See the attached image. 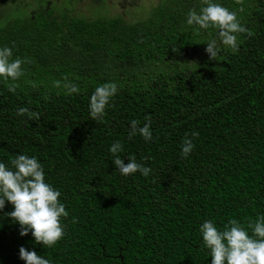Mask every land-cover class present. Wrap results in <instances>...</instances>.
I'll list each match as a JSON object with an SVG mask.
<instances>
[{"label":"trees","instance_id":"obj_1","mask_svg":"<svg viewBox=\"0 0 264 264\" xmlns=\"http://www.w3.org/2000/svg\"><path fill=\"white\" fill-rule=\"evenodd\" d=\"M12 1L0 0V47L31 63L14 93L0 78V162L11 169L17 155L36 157L69 216L64 237L44 248L31 233L20 235L6 201L0 264H25L21 247L51 264H211L204 221L223 230L230 219L264 215V0H214L253 33L241 34L236 53L222 48L219 62L206 53L217 32L187 24L201 0H164L135 24L43 8L30 14ZM64 77L79 93L54 87ZM104 83L118 91L92 120L90 97ZM21 107L40 119L17 115ZM146 117L152 140L129 139L131 121L143 127ZM194 131L184 158L181 145ZM116 141L124 163L135 156L151 168L148 177L119 173L110 152Z\"/></svg>","mask_w":264,"mask_h":264},{"label":"clouds","instance_id":"obj_2","mask_svg":"<svg viewBox=\"0 0 264 264\" xmlns=\"http://www.w3.org/2000/svg\"><path fill=\"white\" fill-rule=\"evenodd\" d=\"M236 3L242 5L243 0H236ZM201 4L203 6L199 11L189 10L187 24L194 26V30L211 29L217 32V38L206 43V53L210 60L219 62L222 59V48L231 49L236 53L239 51L241 34L251 37L253 33L241 24L236 11H230L214 0H201ZM239 11H244L243 7H240ZM30 63L28 58H13L12 48L0 47V78L12 82L8 85L9 92L14 93L19 87L16 82L25 75L23 65ZM54 87H63L69 95L80 91L67 77L63 78V83L54 81ZM117 91L116 83H104L95 89L89 104L92 120L104 117L106 108ZM17 115H26L29 120L40 119L39 112L29 111L24 107L17 109ZM146 120L148 122L143 127L139 126L140 121H131L129 139L139 134L146 142L152 140L151 119L146 117ZM188 135L196 138L199 133L194 131L186 134L181 145V155L184 158L194 149L192 140L187 138ZM122 150L123 145L119 141L110 147V152L115 157L113 163L119 173L129 176L139 172L148 177L151 168L138 163L135 156L129 157V162L125 164L118 155ZM11 165L10 169L0 162V211H3L7 201L14 210L6 216L19 224L22 237L31 233L36 244H41L44 248L54 247L65 235L61 220L69 216L64 203L59 200L61 193L45 182L43 166L36 157L20 154L11 160ZM72 222L75 223V219ZM199 230L203 247L209 250L211 264H264V215L258 216L255 221L249 220L246 224L230 219L224 224L223 230L218 229L213 221L206 220ZM19 253L25 264H51L49 259L24 247L20 248Z\"/></svg>","mask_w":264,"mask_h":264},{"label":"rangeland","instance_id":"obj_3","mask_svg":"<svg viewBox=\"0 0 264 264\" xmlns=\"http://www.w3.org/2000/svg\"><path fill=\"white\" fill-rule=\"evenodd\" d=\"M164 0H14L16 6H30V14L36 9L52 10L54 14L76 20H91L96 16L103 18H121L127 23L146 20L152 10ZM19 12V11H17ZM20 13V12H19ZM22 14H27L26 11Z\"/></svg>","mask_w":264,"mask_h":264}]
</instances>
